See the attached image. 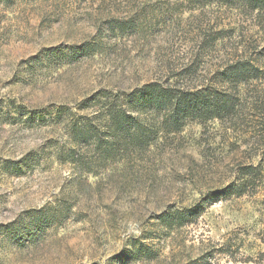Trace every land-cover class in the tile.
<instances>
[{"label": "rangeland", "instance_id": "obj_1", "mask_svg": "<svg viewBox=\"0 0 264 264\" xmlns=\"http://www.w3.org/2000/svg\"><path fill=\"white\" fill-rule=\"evenodd\" d=\"M263 47L264 12L218 0H0V264H264ZM236 60L263 71L233 118L95 138L103 92L213 84Z\"/></svg>", "mask_w": 264, "mask_h": 264}, {"label": "trees", "instance_id": "obj_2", "mask_svg": "<svg viewBox=\"0 0 264 264\" xmlns=\"http://www.w3.org/2000/svg\"><path fill=\"white\" fill-rule=\"evenodd\" d=\"M201 2V0H198ZM227 8H242L250 12H264V0H218ZM264 60V47L256 62ZM263 66V65H262ZM258 63L236 60L215 75L216 83L199 86H179L174 80L148 82L129 91L103 92L104 120L96 127L95 138L104 143L107 153L119 137L131 141L132 146L147 148L160 133L180 132L189 122L205 125L210 121L223 122L233 118L240 109L242 94L239 86L262 76ZM121 145V144H120ZM103 147V145H102ZM249 182V181H248ZM247 181L230 184L205 195L194 208H177L160 215L162 223L187 222L197 217L203 203H210L229 194L242 195ZM250 183V182H249Z\"/></svg>", "mask_w": 264, "mask_h": 264}]
</instances>
